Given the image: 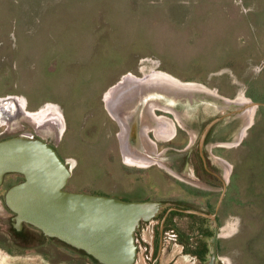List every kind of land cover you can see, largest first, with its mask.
Returning <instances> with one entry per match:
<instances>
[{
  "label": "rangeland",
  "instance_id": "obj_1",
  "mask_svg": "<svg viewBox=\"0 0 264 264\" xmlns=\"http://www.w3.org/2000/svg\"><path fill=\"white\" fill-rule=\"evenodd\" d=\"M159 76L196 87L132 92L120 101L131 107L119 110L136 114L145 99L141 148L175 164L177 179L159 165L128 164L106 101L122 82L128 90ZM8 96L25 114L0 124V140L28 135L53 143L72 169L67 190L165 199L225 183L221 264H264V0H0V97ZM240 100L255 104L243 109ZM44 111L58 116L40 124ZM220 116L201 150L204 128ZM162 120L170 138L159 132ZM201 157L211 172H198ZM202 173L203 182L193 179ZM10 226L0 228V243L18 252ZM179 250L159 255L155 248L150 260L141 248L137 264L157 257L168 264ZM12 260L0 251V264ZM85 264H92L87 256Z\"/></svg>",
  "mask_w": 264,
  "mask_h": 264
},
{
  "label": "water",
  "instance_id": "obj_2",
  "mask_svg": "<svg viewBox=\"0 0 264 264\" xmlns=\"http://www.w3.org/2000/svg\"><path fill=\"white\" fill-rule=\"evenodd\" d=\"M221 118L204 128L201 150ZM8 173L24 176L6 193V203L16 213L18 223L40 228L100 264H136V231L141 220L151 219L167 206L161 201H131L67 190L71 167L54 146L38 137L17 135L0 140V185ZM212 256L215 258L214 248Z\"/></svg>",
  "mask_w": 264,
  "mask_h": 264
},
{
  "label": "flooded vegetation",
  "instance_id": "obj_3",
  "mask_svg": "<svg viewBox=\"0 0 264 264\" xmlns=\"http://www.w3.org/2000/svg\"><path fill=\"white\" fill-rule=\"evenodd\" d=\"M114 95L115 92L113 94L110 93L108 98L106 97L107 106L113 113L114 117L112 115L111 116L116 119L120 125L121 133L119 134V139L122 144L121 150L124 158L128 159V164L142 166V168L159 165L171 176H174L177 179L178 177L173 171L175 164H171L169 167L164 160V155L160 156L163 157L165 165L160 164L159 162H150L148 154L145 153L143 147L141 148V140L144 137V132L146 134V131L142 132L143 130L140 126L136 128V124H138V114L142 113L141 111L139 112V110L141 105H143V102L135 107L136 114L134 113L132 115V110L126 112V115H122L120 113L122 106L128 108L130 105L122 104L120 102L122 99H116L114 98ZM3 99L6 98L0 97V100ZM114 102H116V104H113ZM2 103L6 104L7 111H3L6 118H4V115L2 118L0 117V124L15 122L21 114H25V112L21 110V104L16 99V96H8V99L0 104ZM46 121L47 120H43L42 122H39L40 124H43ZM166 123L170 126L168 121H160L159 128H162L161 131L163 132L164 137L170 138L172 136V129L170 127L167 129V127L164 126ZM135 128L136 134H134ZM130 129H132L131 133ZM126 137L128 138L131 147L135 146V149L131 148L130 144V148L126 145ZM50 144L57 149L53 143ZM201 153L203 152H200V155ZM131 155L136 156L137 158H133ZM140 157L144 160H140ZM152 157L154 156L152 155ZM201 159L204 161V163H202L204 169L199 167L197 164L198 172L200 170L211 172L212 168L209 164H206L205 158L201 157ZM193 171L198 173L195 168ZM203 173L197 174V176L193 177V179L203 182L205 175ZM215 175L217 176V174ZM22 180H24V176L22 174L8 173L5 175L4 181L0 185V203L4 211L0 217V228L6 229L10 223L11 226L9 228L15 231V239H19L20 243V250L18 252L13 251L12 248L3 242L0 243V251L5 252L7 256H10V258L13 259L11 264H85L86 256L92 264H100L95 258L86 254L84 251L76 249L58 238L46 235L43 230L38 227L27 222H22L21 224L18 223L16 213L12 211L6 203V193L11 186ZM211 183V188H202L203 190L208 191L202 193L197 191L195 193H190L189 196L176 194L173 197L165 199H157L150 194L146 197L135 196L128 193L122 194L121 192H117L116 195H111L131 201L152 200L167 203V206L162 207L160 211L151 219L141 220L136 231V244L138 252L136 264L138 263V254L141 248H143L146 259L151 260L155 248H157L160 255L161 251L167 253L174 245H177L180 250L177 255H174L173 259L168 264L179 263V260L176 259L177 256H182V258L189 262V264H221L220 252H222L223 236L219 234V205L222 203L223 196L226 193V185L225 183L220 184L218 181H211ZM219 185L222 186L220 187ZM132 191H136V189L134 188ZM139 191L140 190L137 188V192ZM216 191H221L217 200H215ZM9 234L10 236L12 235L10 231ZM36 238L42 239V242H33ZM10 244H12V246H16V243L11 242ZM213 248L215 249V258L212 256ZM38 250L40 253L37 252ZM41 254L45 255L46 258H38L39 256H42ZM150 254L152 255L151 258ZM152 260L153 262L155 261L154 264H157L159 257H157V259L153 258Z\"/></svg>",
  "mask_w": 264,
  "mask_h": 264
},
{
  "label": "bare ground",
  "instance_id": "obj_4",
  "mask_svg": "<svg viewBox=\"0 0 264 264\" xmlns=\"http://www.w3.org/2000/svg\"><path fill=\"white\" fill-rule=\"evenodd\" d=\"M127 79V78H126ZM130 81V80H129ZM126 82V83H125ZM125 82H122V85H119L117 88H114V89H112L111 91H110V93L111 94H113L114 92H115V95H114V98H116V99H123L122 98V96H125V97H127V96H129V95H131L132 94V92H139L140 94L142 93V92H145V91H148V90H150V91H152V89H165V90H172L173 89V91H182V90H190V89H193L194 87H196V86H193V85H189V84H186V83H184V82H182V81H180V80H177V79H174V78H172V77H166V76H164V77H162V76H159L156 80L154 79H152V78H146V79H143V80H139V81H133V83H134V85L133 86H131L128 90H127V88L125 89V87H126V85H127V81H125ZM191 86H193V87H191ZM122 89V90H121ZM126 90V91H125ZM145 93H147V92H145ZM144 93V94H145ZM118 94H120V95H118ZM143 94V93H142ZM163 94V93H162ZM146 95V94H145ZM167 96H169V95H167ZM143 98H144V96H142ZM6 99H3V100H0V103L1 102H3V101H6L7 99H8V97H5ZM139 98V97H138ZM174 98H176V97H174ZM195 101V100H194ZM21 105H22V102H20V101H18ZM143 103L145 102V99H143V101H142ZM142 102H141V104H142ZM175 102V101H174ZM239 103H241V105H244V106H242V108L243 109H245V107L247 108H249L250 106H252L251 105V103L250 102H248V101H245V100H240L239 101ZM185 104V103H184ZM4 106V107H3ZM20 106V105H19ZM20 108H21V106H20ZM239 109V108H238ZM45 110V109H44ZM3 111H7L6 110V104H0V117L2 118L3 117ZM10 111V110H9ZM55 112H57V111H55ZM28 115H30V116H35V115H37L38 114V112L37 113H30V112H28L27 113ZM55 115H57V114H53L51 111H44V113H43V115H42V117H41V119L39 120V121H43V120H45L46 118H49V117H51V116H55ZM139 115V114H138ZM225 115V114H224ZM58 116V115H57ZM140 116H141V114H140ZM4 118H6L5 117V115H4ZM139 121V120H138ZM138 123V122H137ZM138 127V124H136V128ZM136 128L134 129V134H136ZM131 130L132 129H130V133H131ZM139 130V129H138ZM142 131V130H141ZM144 131H146L145 129H143V131L142 132H144ZM145 133V132H144ZM145 135V134H144ZM129 136V135H128ZM140 137V136H139ZM126 145L129 147V140H128V138L126 137ZM133 146V145H132ZM130 147H131V144H130ZM129 147V148H130ZM131 148H133V149H135L136 147L135 146H133V147H131ZM131 157H133V158H137L136 156H133V155H131ZM148 157L150 158L149 159V161L150 162H160L161 163V159L160 158H155V157H152L151 155H149L148 154ZM140 160H144L143 158H139ZM148 161V162H149ZM141 258V257H140ZM144 259V258H143ZM144 261V260H143Z\"/></svg>",
  "mask_w": 264,
  "mask_h": 264
},
{
  "label": "crops",
  "instance_id": "obj_5",
  "mask_svg": "<svg viewBox=\"0 0 264 264\" xmlns=\"http://www.w3.org/2000/svg\"><path fill=\"white\" fill-rule=\"evenodd\" d=\"M159 131H160V134L164 137L163 132L160 130V128H159ZM170 136H171V135H170Z\"/></svg>",
  "mask_w": 264,
  "mask_h": 264
}]
</instances>
